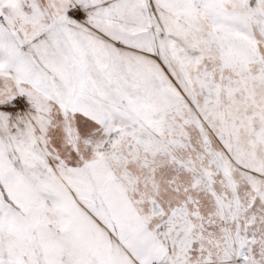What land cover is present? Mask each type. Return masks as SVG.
<instances>
[{"label":"snow or ice","instance_id":"1","mask_svg":"<svg viewBox=\"0 0 264 264\" xmlns=\"http://www.w3.org/2000/svg\"><path fill=\"white\" fill-rule=\"evenodd\" d=\"M0 264H264V0H0Z\"/></svg>","mask_w":264,"mask_h":264}]
</instances>
